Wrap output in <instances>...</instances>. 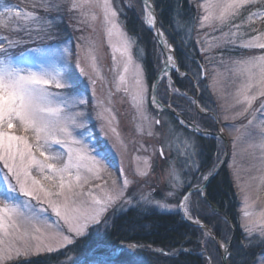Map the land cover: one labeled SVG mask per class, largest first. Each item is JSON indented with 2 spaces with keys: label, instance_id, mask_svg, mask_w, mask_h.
Wrapping results in <instances>:
<instances>
[{
  "label": "snow or ice",
  "instance_id": "obj_1",
  "mask_svg": "<svg viewBox=\"0 0 264 264\" xmlns=\"http://www.w3.org/2000/svg\"><path fill=\"white\" fill-rule=\"evenodd\" d=\"M29 2L31 10L27 11L6 4L0 6V29L3 30V34H0V260L5 256L10 259L13 252L19 258L21 252L30 253L33 247L37 252H52L73 245L77 238L87 234L90 227L98 228L106 223L109 209L115 212L123 209L124 205H132L134 197L127 193L131 185L138 183L129 178L121 167L120 182L113 178L111 189L101 188L99 184L93 185L92 187L100 189V195L95 194L91 188L85 189L89 180L100 179L101 173L107 172L111 175L113 159L89 137L85 111H73L86 108L89 101L80 93L79 82L68 63L70 49L62 48V42L37 44V41L54 39V18L41 16L37 9L48 13L52 10L59 11L61 5L53 0ZM142 4V22L155 29L160 42L164 33L156 29L155 5L151 0H142ZM124 7L131 8L130 0ZM124 7H114V0H71L68 11H79L85 21L100 23L109 38V47L113 53L111 71L117 75L112 84L117 92L123 90L127 94L130 78L133 89L131 102L137 114L147 119L144 111L147 87L143 68L138 58L133 56L138 38L129 36L125 23L121 22ZM199 7L204 13L199 18L200 27L209 26L221 31L225 46L249 50L264 49V32L255 28L252 31L257 32L256 35L247 40L241 39L237 43V36L243 35L240 29L244 24L251 27L256 21L264 22V0H203ZM253 8L256 10L252 11ZM96 9L100 10L99 16ZM246 11L248 15L245 17L243 14ZM238 19L241 22L235 23ZM225 27L229 28V32H223ZM113 36L118 41L115 45L110 39ZM29 42L36 46L19 50ZM162 42L170 53L162 61L165 67L161 69V73L166 76L170 69L178 70V65L171 54L175 49L166 41ZM82 51L95 77L85 71L79 53L76 68L81 76H89L95 100L98 82L104 87L109 82L97 71L95 45L89 44ZM121 63L122 70L119 67ZM233 65L230 71L237 74L242 81L237 96L243 97V100L238 99L237 102L246 103L250 108L256 99V95L251 94L254 88H259L258 95L264 96V54L234 60ZM168 87L172 88L171 81ZM53 88L60 91H53ZM156 88L154 82L152 103L159 107ZM110 96L111 90L109 98ZM103 103L96 101L97 106H102ZM260 109L264 110V103H261ZM244 111L247 112L248 108ZM108 112L110 109L105 107L98 115L105 119L104 113ZM111 119L114 120L115 116H111ZM155 123L161 122L156 120ZM181 124L199 131L195 125H188L183 120ZM252 124L253 121L249 120V125ZM77 129L80 131L77 132ZM20 131L24 135L17 134ZM111 131L116 133L115 128ZM148 134L151 135V132ZM250 135H258V142L249 145L252 149L249 155L256 159L258 150L259 162L264 165V125L258 134ZM177 142H180V137H177ZM182 143L185 145L183 168H178L177 162L171 161L167 170L168 183L171 186L167 195L179 202L174 206L165 203H158V206L161 209L182 211L184 218L200 225V220L192 214L191 197L197 192L203 196L205 185L201 182L193 185L191 179H185L183 175L185 169L188 174L199 171V166L193 160L199 153L190 138L184 137ZM54 146L58 148L54 149ZM165 148L164 144L159 148L161 159H166ZM135 159L138 162L141 160L140 157ZM142 161L143 168L138 166L136 175L146 177L151 167L150 158L143 157ZM213 174L210 170L203 176V181ZM185 188L187 191H184ZM85 196L89 199H84ZM32 200L41 203L33 204ZM140 200L151 203L148 195H142ZM43 203L51 208L56 217L55 221L50 222L47 208L42 207ZM245 207L247 208V203ZM49 229L51 231H47ZM241 231L240 250L251 255L247 264H264V212L256 217L245 210ZM208 235L205 232V237ZM230 246V241L221 243L220 247L224 251L220 256V264H227L231 260ZM72 264L79 262L73 260ZM86 264H135V257L131 252L126 253L122 249L108 252L99 250L92 253V258ZM208 264H212L211 254Z\"/></svg>",
  "mask_w": 264,
  "mask_h": 264
},
{
  "label": "rangeland",
  "instance_id": "obj_2",
  "mask_svg": "<svg viewBox=\"0 0 264 264\" xmlns=\"http://www.w3.org/2000/svg\"><path fill=\"white\" fill-rule=\"evenodd\" d=\"M53 2L59 3L61 7L59 11L52 10L49 12H51V14H53V12H63L65 17L60 18L56 17V15L53 14L51 17L54 18V24L52 27V35L54 36V39L42 40V42H37V44L62 42V48L68 47L70 49L71 55L68 59V63L71 65L73 72L77 77L80 93L82 95H85L89 101L86 108L73 109V111H85L89 137L93 138L94 142H96L101 149L108 152L113 159V167L112 169H110L111 175H109V173L107 172L101 173L100 179H90L89 184L85 185V189L87 190L91 188V190L97 195L101 194L100 189L92 187L93 185L99 184L101 185V188L111 189L113 187V178L117 179V181L120 182L119 173L120 168L123 167L125 173L129 176V178L138 181V183L130 186L127 193L128 196L134 197V200L132 205H124L123 209L121 210H117L114 212L112 209H109V211L106 213V222L109 221L110 218L114 219L115 215L122 211H125V209L134 205L146 207L148 209H154L163 213H177V210L161 209L158 206V203H165L174 206L179 202L178 199H174L167 195V193L171 191V186L168 183L167 170L171 161H176L177 167L183 168L182 162L185 160V156L183 155L185 145L182 142L184 137L190 138L196 146L197 141H195L194 135L190 133H183L180 130V126L178 124L174 125L173 121H170L168 117L163 116L164 114L157 116L154 111V109H159V107L152 103L153 92L151 91V88L153 87L157 72H159L161 69L164 57L162 55V52L156 44V52L159 53L158 57L160 58V60L156 66V69L154 70V75L150 76L149 78L143 68L142 60H144V53L141 50V47L136 44L133 49V56L138 58V62L142 64L143 76L147 87L146 102L144 106V111L147 119H144L137 114L136 109L131 102L133 89L131 86L130 78L127 85L129 89L127 94L123 90L117 92L112 84L115 76L117 75L116 73H113L111 71L113 67V53L111 48L109 47V38L106 37L100 23L85 21V18L81 16V13L79 11L69 12L68 6L71 3V0H53ZM128 2L129 0H114V7H124ZM130 2L131 8L124 7V12L127 10L134 11L135 13H138V15H140L141 19V10L143 8V5L139 2V0H130ZM202 2L203 0H199V2H197V5H195L194 11L197 15V23L195 22L196 26L194 28L191 26L188 27L181 39L184 43V46L189 45L190 42H193L196 46V49L198 50L200 59L203 61H201L202 70L200 76L204 77L202 79L205 82L210 95L216 102V107L214 108L215 110L208 112L212 115L211 117L208 116V119L212 122L213 127L215 125V121L219 124L218 129L228 140L229 155L223 170H225L229 174L230 180L238 196L239 224L241 227L242 215L245 210L253 213L256 217H258L261 212H264V183H262V179H264V165L259 162L260 154L258 150L256 151V159H253L252 156L249 155V153L252 151V149L249 148V145L251 143L258 142V135H250V133L258 134L261 131V126L264 125V114L262 116L259 115L261 116V120L257 118L260 112H264V110L260 109L261 103H264V96H259L258 92L260 89L254 88L251 94L256 95V99L253 101L250 108L246 103L237 102L238 99L241 101L243 100V97L237 96V90L239 89L242 81L237 74H235L233 71H230V69L234 67L232 60L233 58L229 56L227 59H219L217 54H215L217 50H223L224 48H234L235 46H225L222 32L219 30H214V27H200L199 18L204 14L202 9L199 7ZM5 4L8 6L16 7L9 3L7 4L6 0H0V6ZM22 5H27L26 7H29V9L24 6L17 8L25 11L31 10L29 0H25V3ZM37 11L38 14H42L41 16H45V12L42 9H37ZM95 11L99 16L100 10L96 9ZM122 15H124V13ZM142 24L145 29H151L143 22ZM93 28H95V31L93 30ZM1 32L3 33V30H1ZM223 32H229V28L225 27L223 29ZM240 32L243 33V35L237 36V43H239L241 39L247 40L251 36L256 35L253 33L250 36L244 37L246 33V24L241 27ZM110 39L112 44L115 45L118 43L116 37L113 36ZM89 44H94L96 48V55L98 57L97 71L103 78H105L109 82V85L107 87L102 86L98 82L96 86L95 100L93 98V91L92 86L89 82V76H81L79 70L76 68L77 54L79 53L80 62L81 65L85 68V71L88 72L89 75L95 77V73H93L89 68V63L84 58L82 51V49H86ZM78 45L81 47H78ZM35 46L36 44L29 42L19 50H23L26 47ZM240 49L245 50L246 52H244L243 56L240 54L241 58L264 54V49ZM214 50L216 51L214 52ZM117 57L119 59V53H117ZM119 67L122 70V63L119 65ZM187 79L192 84H194L192 80H190L189 78ZM169 81H171L170 77L167 78V76L165 75H162L159 78L157 82V88L155 90L156 98L164 104L169 101V99H171L170 101H172L173 103L175 102V104L179 106V103L174 100L176 93L172 90L173 87L171 89L168 87ZM194 86L197 88L196 93L198 96L200 90H198V86ZM123 87L124 86H122V89ZM52 90L60 91L55 88H53ZM109 90H111L110 98ZM183 96H185V94H183ZM194 96L195 95H193V98ZM96 101H103L104 103L102 106H97ZM105 107L109 108L110 112L104 113L105 119H101L98 113H101L103 111V108ZM245 108H248L247 112L244 111ZM202 110L204 112H207L203 108ZM113 115L115 116L114 120L111 119V116ZM156 120H159L161 123L156 124ZM249 120L253 121L252 125H249ZM195 123H198V121H195ZM112 128L116 129V133H113L111 131ZM76 131L79 132L80 130L77 129ZM149 132H151V135L148 134ZM177 137H180V142H177ZM201 138L204 137L202 136ZM162 144L166 145V159H161L159 155V148ZM206 144L208 143H205L204 147L207 148L208 146ZM213 147L215 151L211 157V162L213 163L214 169L224 156V147L220 139L217 137H214L213 139ZM56 148H58V146H54V149ZM196 150L199 153L198 148ZM136 157H140L141 160L138 162L135 159ZM143 157L150 158L151 167L146 177H139L138 175H136V172L138 166L140 168H143ZM193 160L195 161L196 165H200L199 155L193 157ZM0 167H2V165H0ZM195 172L196 171H193L191 174H188L187 170L185 169L183 173L184 178L190 179V176ZM202 178L203 177L200 178V182L203 181ZM46 183L47 182H45V184ZM142 195H148L151 203H145L141 201L140 197ZM41 199L43 200V197ZM84 199H89V197L85 196ZM191 200L193 210H197V203L194 201V199ZM31 203L40 204L41 202L32 200ZM246 203L247 208L245 207ZM42 207L47 208V216L50 218V222L55 221L56 217L52 213L51 208H49L46 203H43ZM190 222L193 223L192 221ZM47 231H51V229ZM202 233L205 236V231H202ZM205 238L206 240L208 239L209 242H211L209 236ZM32 243L34 244L35 242ZM220 245L221 244H219V248L222 249ZM130 246L133 245L128 244L125 246H120L118 249L133 253L137 251ZM137 246L141 248L140 245ZM146 249L149 250L150 248ZM208 249V253H211L213 262L215 261V257L213 255L212 247H208ZM214 249L217 253L215 246ZM52 252H37L35 250V247H33L30 253L21 252L19 258L17 257L15 252H13L10 259L8 256H5L3 260H0V264H5L12 260L16 261L29 259L37 255L46 253L48 254ZM209 254L207 255V263ZM202 256L205 255L202 254ZM136 258L140 259V257ZM72 261L73 256L71 254L66 255V258L64 260L55 264H72ZM87 261L88 260L84 262H78L79 264H85Z\"/></svg>",
  "mask_w": 264,
  "mask_h": 264
},
{
  "label": "trees",
  "instance_id": "obj_3",
  "mask_svg": "<svg viewBox=\"0 0 264 264\" xmlns=\"http://www.w3.org/2000/svg\"><path fill=\"white\" fill-rule=\"evenodd\" d=\"M151 2L155 5L161 31L168 43L175 49L174 56L178 69L194 82L192 84L187 78L179 79L174 74L170 76L173 89L178 90L175 91L174 100L179 103V106L172 102L175 104L173 107L188 121L194 123L198 121L195 124H199L201 129H213L212 122L208 117L200 116L195 111L192 100L193 95H195L194 85H196L200 90L197 97L200 107L207 112L215 110L216 102L200 76L203 61L200 59L194 43L190 42L189 45L184 46L181 39L188 27L194 28L196 26L197 15L194 10L199 0H151ZM255 10L256 8L252 9V11ZM58 14H62V12H58ZM243 15L246 17L247 11ZM121 22L125 23L126 31L130 36L138 38L137 45L141 47L144 53L143 68L150 78L154 75V70L160 60L152 34L144 28L140 15L134 11H125L124 15H121ZM240 22L239 19L235 21V23ZM252 28L264 32V22L256 21L251 27L246 24L244 37L253 33L257 34V32L252 31ZM244 52L245 50L234 47L217 50L215 54L219 59H227L230 56L234 61L241 58L240 54L243 56ZM263 114L264 112H260L257 118L261 120ZM168 118L173 121L174 125L176 124L171 117ZM196 141L200 165L199 171L193 176L194 178L192 177L193 185L200 182V178L208 174L210 170L212 171L211 157L215 151L211 139L198 138ZM205 143H208L206 144L207 148L204 147ZM186 190L187 188H185ZM191 199H194L198 205V209L193 210V216L209 228L218 241L221 243L230 241L232 258L228 264H247L251 255L240 250L242 231L239 224V201L229 174L223 170L206 187L205 199L199 194H193ZM128 244H136L142 247L139 251L131 252L135 257V264H208V247H212L215 257L212 264H220L218 249L214 242L206 240L200 229L184 223L177 213H163L135 205L118 213L114 219L110 218L98 228H91L86 236L76 239L74 244L67 248L5 264H55L64 260L66 255L71 254L73 260L80 261L88 258L93 252L99 250L108 252ZM146 248L159 249L169 256L151 253ZM259 250L255 249V251ZM136 257H140V259Z\"/></svg>",
  "mask_w": 264,
  "mask_h": 264
},
{
  "label": "water",
  "instance_id": "obj_4",
  "mask_svg": "<svg viewBox=\"0 0 264 264\" xmlns=\"http://www.w3.org/2000/svg\"><path fill=\"white\" fill-rule=\"evenodd\" d=\"M140 2L142 4V0H140ZM156 20H157V18H156ZM156 29H159V27H158V21L156 23ZM151 32H152V35H153L154 40L156 41L159 49L161 50V52L163 53V56L165 58V53H164V50L162 48V37L160 38V42H158V39H157L156 34H155V29H154V31H151ZM164 67L165 66L162 63L161 69L164 68ZM161 69L158 72V74L156 75L155 80H154V82H155L156 85H157V82L159 80L158 77L160 78V76L162 75ZM174 72L176 74H178V70L176 68H174ZM152 92H153V87H152ZM194 105H195V108H197V103L196 102H195ZM160 106L162 107L161 104H160ZM162 109L168 111L179 123H181L182 117L179 114H177L173 109H171L169 106L162 107ZM186 124H188V125H194V124L188 123V122ZM216 125L218 126V123H216ZM187 128H189L191 131L195 132L199 136H202V135H211V136L217 137V138H219L223 142L224 147H225L224 157L221 160V162L219 163V165L213 171L214 174L213 175H210L208 177V179L203 182V184L205 185V187L203 188V192H204L205 191V188L207 187V185L209 183H211V181L213 179H215L219 175V173L223 170V168H224V166L226 164V161H227V158H228V142H227L226 138L224 137V135L222 133H220L219 131H217V132H210V131H202V130H199L197 132L195 129H193L191 127H187ZM178 214H179L181 220L184 221V222H186L187 224H189V225H191L193 227H196V228H200L202 230H205L210 235V237L215 242V244L218 246L217 239L214 237V235L212 234V232L207 227H205L204 225H203V227H201L202 224L197 225L195 223H191L190 221H188L186 218L183 217L182 211H178ZM218 251H219V260H220V256H221V254H223V251L224 250H223V248L220 249L219 246H218ZM227 264H228V262H227Z\"/></svg>",
  "mask_w": 264,
  "mask_h": 264
},
{
  "label": "bare ground",
  "instance_id": "obj_5",
  "mask_svg": "<svg viewBox=\"0 0 264 264\" xmlns=\"http://www.w3.org/2000/svg\"><path fill=\"white\" fill-rule=\"evenodd\" d=\"M162 41H165V39L162 37ZM162 48H163V50H164V53H165V57L167 56V55H169L170 53H169V51H168V48L167 47H165L164 46V43L162 42ZM172 54V53H171ZM173 69V68H172ZM209 185V184H208Z\"/></svg>",
  "mask_w": 264,
  "mask_h": 264
}]
</instances>
